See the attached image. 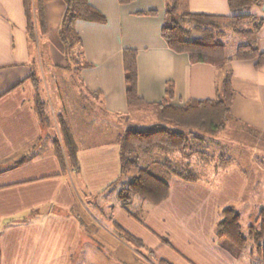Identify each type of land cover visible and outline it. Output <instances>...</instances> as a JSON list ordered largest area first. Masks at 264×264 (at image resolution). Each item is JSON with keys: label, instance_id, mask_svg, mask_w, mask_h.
<instances>
[{"label": "crops", "instance_id": "0c3cea01", "mask_svg": "<svg viewBox=\"0 0 264 264\" xmlns=\"http://www.w3.org/2000/svg\"><path fill=\"white\" fill-rule=\"evenodd\" d=\"M43 2L48 23L43 35L54 65L64 66L58 30L65 4L63 0ZM88 2L104 14L105 21L74 22L82 60L89 63L78 69V78L87 92L94 96L99 92L101 109L111 121L120 122L130 112L124 48L136 50L137 91L143 100L161 101L167 82L173 85V105L216 97L218 69L209 63L190 62L186 53L171 50L161 36L165 0ZM179 9L230 14L227 0H181ZM250 11L263 16L256 46L264 52L263 9L252 6ZM34 54L22 0H0V264H159V259L170 264H235L214 233L220 208L235 207L244 197L247 175L235 163L212 173L201 172L196 181L168 177V196L163 201L157 205L133 201L143 224L119 203L108 215L97 213V218L86 220L79 209H84L85 198L101 196L119 177L117 136L121 131H114L112 138L95 137L87 131L77 141L73 136L79 173H60L51 142L30 149L41 132L33 109L34 87L27 79ZM228 65L235 95L226 126L244 127L264 140V58L258 66L256 59H234ZM30 153L33 156L28 161L11 166L22 154ZM114 224L139 239L142 246L131 248L118 236Z\"/></svg>", "mask_w": 264, "mask_h": 264}, {"label": "trees", "instance_id": "16d2710c", "mask_svg": "<svg viewBox=\"0 0 264 264\" xmlns=\"http://www.w3.org/2000/svg\"><path fill=\"white\" fill-rule=\"evenodd\" d=\"M63 11L58 35L63 45L66 64L71 67L70 60L74 48H80L81 38L74 28L76 20L104 22L105 16L88 0H63ZM130 0H119L121 3ZM181 0H165V15L161 27V36L168 47L175 52L186 53L190 62H204L215 66L219 71L216 82V97L212 99H189L182 105H173L174 90L171 82H167L164 98L159 102L143 100L137 91L136 50L124 48L122 63L125 83V97L128 110L145 111L154 115L157 123L148 128L129 126L117 136L119 169L117 180L109 184L108 189L123 180L116 196L120 207L132 218L143 224V215L133 209V198L138 196L157 205L168 196V177L177 176L186 181H196L201 172L191 165L189 157L195 152L205 160L216 158L204 150H198L193 145L202 138L191 134L193 130L203 134L214 135L226 127L230 115V105L235 91L231 86V70L229 62L234 59H256L260 65L264 52L256 46V36L259 32L263 16L251 12L252 6L262 7L264 0H227L230 14H208L180 11ZM26 20V33L30 43H37L38 34L48 31V23L44 15L43 0H22ZM80 58L81 52H80ZM82 60L80 67L88 66ZM59 67V66H55ZM60 68V67H59ZM34 87L33 109L41 126L37 139L30 149L40 147L51 139L53 153L56 156L60 173L73 171L79 173L77 159V144L67 121L60 114L56 119L57 132L49 133L50 118L46 112V102L40 97L38 82L32 66L27 76ZM98 96L99 92L94 93ZM173 125L177 128H173ZM195 141H197L195 143ZM193 144V145H192ZM197 145L200 146V143ZM158 150L164 154L181 151L186 160L180 167L174 164V159L165 158L158 163L159 172L139 164V151ZM33 153L22 154L11 166H18L28 161ZM220 162L232 165L231 158L219 155ZM219 218L215 224L214 233L218 244L228 251L235 259V264H264V207L258 209L252 221L245 227L241 223V213L233 205H226L219 210ZM80 224L83 220L78 218ZM117 234L124 241L137 247L142 242L114 224ZM160 241L168 244L164 237ZM151 253V252H150ZM159 264H170L163 259Z\"/></svg>", "mask_w": 264, "mask_h": 264}, {"label": "rangeland", "instance_id": "374dc122", "mask_svg": "<svg viewBox=\"0 0 264 264\" xmlns=\"http://www.w3.org/2000/svg\"><path fill=\"white\" fill-rule=\"evenodd\" d=\"M35 50L37 56L33 55L32 64L38 82L37 91L42 100L46 102L45 109L50 118L49 133L51 136L57 132L56 119L58 114L65 118L76 141L77 137L86 131L91 133L92 136L98 134L103 138H112L114 131L122 132L129 126L148 128L157 123L154 115L145 111H131L128 115L120 118V122L111 121L103 113L98 96L87 92L80 84L78 71L76 70L82 61L78 46L74 48L72 54L74 59L70 60L71 67H64L65 65L59 66L60 68L55 67L56 65H54L50 54V44L42 33L38 34ZM170 126L177 128L173 125ZM191 134H196L202 138L200 142L195 141L197 143L192 144L196 149L204 151L206 149L207 153L213 152V154L216 152V158L212 160H205L197 153H191L188 159L194 169L205 174L207 171L212 173L215 169L221 170L230 167L217 159L219 155H223L231 158L246 173L247 185L244 197L238 205L235 204V208L237 207L242 216V226L245 227L252 221L258 209L264 207V140L262 138L258 139L254 132L232 123L228 124L218 134L216 133L217 135L214 134L215 136L195 130ZM211 136L212 139H209ZM46 142H51V139L46 140ZM82 142L83 140H81ZM198 143H200V146L197 145ZM139 155L140 166L149 167L156 172H159L158 163L165 158L174 159V164L178 167L186 160L181 151L164 154L153 149L146 152L139 151ZM204 177L208 178L207 175H204ZM123 183L122 180L110 187L107 192L94 197L92 200L87 201L88 198H85V202L83 201L84 209H79L80 211L82 209L81 213H83L86 220L97 218V213L102 216L108 215L113 205L119 203L116 193ZM133 200L142 199L135 196ZM93 204H97L98 208H95ZM129 246L135 250L137 249V246L133 243L129 242Z\"/></svg>", "mask_w": 264, "mask_h": 264}]
</instances>
